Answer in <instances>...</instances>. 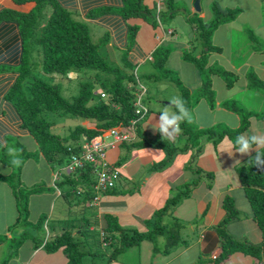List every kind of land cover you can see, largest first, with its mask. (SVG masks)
Returning <instances> with one entry per match:
<instances>
[{
	"label": "trees",
	"instance_id": "1",
	"mask_svg": "<svg viewBox=\"0 0 264 264\" xmlns=\"http://www.w3.org/2000/svg\"><path fill=\"white\" fill-rule=\"evenodd\" d=\"M13 1L19 6L30 3L35 4V6L28 13L6 9L0 14V26L3 25L1 24L3 22L6 24L4 31L8 37L3 46L6 47L10 59L14 58L11 61L14 67H0V72L15 73V82L7 94V99L12 103V106L22 120L20 127L35 139L43 161H46L52 167L54 174H60L57 179L55 177L53 179L57 190L68 188V193H70L76 188L78 197H84L92 204L99 202L103 195L109 193H99L96 191L97 178L92 167L77 170L71 174L65 172L64 169L70 164L73 155H80L82 153L85 149V144L90 143L95 138L112 129L129 126L132 121H136L135 130L137 137L132 141L124 143H132L130 147L140 144L158 146L165 150L167 161L172 159L178 152L195 150L196 152L193 154L189 165L191 169H193L195 159L204 151L201 145L202 138L207 137L213 140L216 146L226 140L232 142L234 146L236 137L241 134L246 135L251 128L252 120L250 114L252 116L255 115V117L259 116L258 120L264 121V112L261 115H256L244 105L243 107H239L236 104L237 102H224L222 104L224 108L240 116L241 125L235 130L222 129L220 126H213L208 129L200 128L197 126L195 119L190 118L189 120L182 121L180 126L187 139L186 145L183 148L177 147L168 140H154L145 137L141 140L142 143L141 141L135 142L139 135V124L150 113L143 108L142 103L143 94L147 90L142 85L137 72H125L122 68H130L133 64L140 65V63H135V59L131 57V54H125L124 58H122L123 67L114 66L102 55L101 50L104 43L95 44L92 41L90 28L82 20V18L84 20H96L95 17H98V14L92 12L89 15L91 18H84L77 11V4L74 0ZM164 4L166 11L163 12L158 7L154 10L149 9L145 6L144 0H122L121 10L117 13L125 20L141 18L153 26H158L164 21V19H161L162 14L167 13V20H174L179 13L177 7H175V0H163ZM48 6L53 7V13L45 22L43 11ZM236 17V11H231L230 9L224 11L219 6L214 5L211 22L205 21L198 15L189 18V24L197 30L198 39L203 42L202 45L205 48L198 54L199 56L191 52L184 54V59L195 64L200 74L207 69L213 75H219L220 77L224 73V83L228 89H233L241 76L231 70H221V68L210 65V58L213 53L222 52V49L213 46L211 39L214 31L220 26L234 21ZM14 27H17L18 33ZM130 31L129 45L126 49L129 52L131 49H134L138 28L135 26L131 27ZM123 40L124 37L120 34L119 42L123 43ZM28 42L34 43L35 49L28 47ZM256 46H259L258 42H256ZM257 50L258 48L254 51L264 53V49ZM170 53L171 51L168 48L160 45L153 53V59L149 60L156 70L162 71L163 75H165L158 77L156 74L155 78L157 80H161L162 77L171 76V72L167 67ZM72 73L77 77L79 93L73 97L66 98L63 95V91L66 87V81L73 79L71 78L73 76L70 77ZM253 74L252 76L248 75L246 88L258 92L264 98V82L255 73ZM45 75L49 76V80L44 77ZM232 75L234 78H230ZM146 76L152 79L154 74ZM176 81L179 85L180 81ZM210 87L211 89L207 90V92L213 93L214 90L211 83ZM191 93L190 90L181 88V97L189 114L194 109L195 103L199 102L202 98L206 100L211 108L215 107L216 99L214 94L206 96L204 91H200L195 93L196 95L192 99L193 95ZM103 95L105 96L103 97ZM139 110L142 113L141 115L137 114ZM56 116L78 117L84 123H87V125H79L66 136H61L53 131V119ZM189 124L195 126L194 134H190L186 128L187 126L191 127ZM9 146L10 143L8 142V145L5 148L3 147V149H7ZM255 147L256 145L253 146V148ZM257 152L264 156V146H260L255 153L249 155L244 163L237 167V172L245 192V197L252 208V218L261 229L263 241L261 244L255 245L248 240L238 239L228 232V224L238 219L234 200L228 196L224 200L226 217L217 227L222 242V252L215 262H219L220 260L221 263L225 262L233 253H243L256 258L262 263L264 262L262 260V255L264 254V165L256 164L255 157L257 156ZM31 156L32 153L28 158ZM108 161L110 162L109 159ZM122 161L123 159L117 165L120 166ZM5 164L11 171L8 174H1L0 180L6 182L16 195L20 186L14 182V177L16 176L13 168L14 165L9 159L5 161ZM112 165L119 168L115 164ZM201 172L199 168L194 170V173L198 176H201ZM208 176V185L211 186L213 174L209 173ZM201 182L203 181L200 178L190 180L184 184L178 196L168 199L166 205L158 210L156 214L157 217L154 221L155 232L161 231L163 233L165 230V228H161V230L157 229L159 228L157 226V219L175 209L181 201L191 195L193 189ZM36 190L37 188L29 189V192L25 195L36 194ZM96 198L99 200H96ZM17 201L18 218L16 223L10 228V232L18 226L16 225L17 223H21L24 214L27 221H29L31 216V208L28 206L23 209L25 210L23 212L20 209V205L22 204L19 202L21 201L20 198ZM25 204L24 207L29 204V201H26ZM44 214H41L40 220L35 224L37 230L47 228V218L43 216ZM105 219L107 227L101 235L99 234L98 239L103 241L106 248H111L112 250L103 259L104 262L106 259L108 263L114 262L120 255L134 247V245H140L144 239H153L151 234L144 235L122 228L118 220L113 216L106 215ZM72 225L74 224L72 223ZM89 237H91L89 229L83 231L81 227L74 225L71 227L65 226L63 233L53 238L40 241L35 237V241L37 242L36 247L42 245L47 253H56L62 250L68 259L67 264H85L88 254L94 255L97 253V241H92V239L88 241ZM3 241H6L5 238H0V244ZM89 242L92 247L89 250L88 248L84 250L83 247L86 244L88 245ZM179 243L178 236L173 239L170 237L169 244L171 247Z\"/></svg>",
	"mask_w": 264,
	"mask_h": 264
},
{
	"label": "crops",
	"instance_id": "2",
	"mask_svg": "<svg viewBox=\"0 0 264 264\" xmlns=\"http://www.w3.org/2000/svg\"><path fill=\"white\" fill-rule=\"evenodd\" d=\"M74 1L77 4V11L80 12L84 18H89V15L92 12H100L99 14L97 13L98 17H95L96 20L92 21L97 25H103L109 29L113 37L112 47L126 50L129 45V37L131 34L130 28L134 26L138 28L134 49H131L130 51L131 57L135 59V63L139 62L141 64L152 60L153 53L162 43L166 42L170 37H172V39L177 37L176 31L171 25L165 23V21L158 26H153L141 18L123 19V17L117 13L121 10L122 0ZM195 1L196 0H183L185 5L183 7L181 4H177V0H175L177 10L179 11L176 18L182 20L187 27L191 26L188 19L196 15L207 22L212 20L214 5H216V3L221 4L220 0H201V11H198L194 5ZM256 1L259 2L260 0H253V2ZM65 2L69 5L67 1ZM262 3L264 6V0ZM144 4L151 10H154L157 7L159 10H163V12L166 10L165 4L163 5V1L161 0H144ZM34 6L35 4L33 3L19 6L13 0H0V14L6 9L28 13L34 8ZM228 9L231 8L226 5V10ZM255 18L258 20L261 19L259 23H255L256 26L260 23H264V18L260 15H257ZM232 22H230V24ZM1 24L3 25L0 26V67H14L13 62H11L14 58L10 59L6 47L3 46L6 42L5 40L8 39L7 34L4 31L6 24H4V22ZM14 28L18 33L17 27ZM192 28L190 32L189 27L187 36H183L184 38L188 37L189 39L188 44L184 45L188 48L193 41H196L199 37L197 30ZM120 34L124 37V40L122 41L123 43L119 42ZM231 37L232 32L230 30V34L226 39L225 44L230 41L229 39H231ZM17 44L19 45V43ZM214 46L223 49L221 43L216 42V45ZM178 52L181 53L180 61H184L183 52L181 50ZM262 55L264 56V54ZM229 69L231 71L236 70L234 67ZM194 70L199 74L197 69ZM14 82V72H0V146L4 148L8 145L9 138L31 137L20 127L22 120L18 112L12 106V103L7 99V94L10 92ZM246 85L245 87H247ZM161 103L164 102L161 101ZM165 106L169 107L170 103ZM218 106L221 108L222 104L218 103ZM171 108L175 111L174 105H171ZM160 111L161 110L158 107L155 111L150 110V113L143 119V121H141L139 124V135L135 142H139L145 137L154 140H168L177 147L183 148L186 145L187 139L181 127L179 133H172L170 130V133L167 136H163L157 131L161 115V113H159ZM262 122V136H264V121ZM84 124L87 125V123ZM181 124L182 122L180 123V126ZM199 125H201L202 128L207 126L205 123H199ZM245 136H253V134L249 135L246 133ZM109 137L106 138V141L108 143H113ZM206 138L207 137H204L201 140V145L204 151L194 161L193 169L189 168V165L192 161L193 154L196 152L195 150L178 152L172 157V159L167 161L165 150L158 146L140 144L130 147L132 143H122L116 145L114 148H110L108 151V159L112 164L118 166L117 164L123 159L122 164L118 166L121 171V178L118 181L116 189L106 193L100 198L99 202L93 204L89 203L84 197H79L74 202H71L68 199L67 202L66 199L68 197L67 193L69 189L65 188V190H58V195L51 199L52 202L64 199L61 204L62 213L57 220L51 218L50 221L53 222L51 225L48 224L47 226L50 232L49 239L63 233L65 226L71 227L74 225L81 227L83 231L89 229L90 233L94 234L99 232L98 234L101 235L107 227L105 219L107 215L115 217L121 227L126 230L136 231L144 235L151 234L153 239L146 238L139 246L141 252L139 258L140 264H213L222 252V242L217 227L226 217L224 200L226 197L230 196L234 200L235 207L237 208V205H239V201L237 202V199L231 194V192L234 191V185H228L229 187H227V189L219 190L217 182L213 181L211 186L208 185L209 180L205 183H199V185L193 189L188 198L181 201L175 209L165 213L162 217L157 219V226L159 227L157 229L161 230V228H165L164 232L154 231V221L156 220L158 210L166 205L168 199L180 194L184 184L191 180L189 173H194V170L198 168L212 174H216L219 171H230L235 172L239 179L237 167L240 166L243 160H246L249 155L255 153L256 150L260 148L256 146L251 149L249 153L244 155V159L239 163H231L226 169H219L217 166L220 164V152L222 150L220 145H231V150L234 151L233 154L236 152L235 147L233 146V143L228 140L223 143L221 142L222 144L220 143L216 146L214 145L213 140ZM208 157L211 158V164L214 162V167L208 165ZM1 158L0 155V175L8 174L10 170L6 167V164ZM196 164L197 166L195 167ZM48 170L46 178H48L50 184L52 178L54 179L56 174H54V170L51 166H49ZM238 182L240 183V180ZM37 187L38 184L35 183L31 186V189ZM227 192L230 194H226ZM39 193L40 192H37L35 195H38ZM240 193V201L244 199L248 204L249 202L245 197L243 187ZM13 197L14 193L10 186L6 182L0 180V238H5L6 240L0 244V264H7V254L10 252L8 249L9 243L10 241H14V234L10 232V228L17 221L18 207L16 206V201H14ZM52 207L56 208L57 205L53 206L51 203L49 206L48 210L51 212V216H53L55 212V210L51 209ZM39 216L41 217L42 215ZM249 218L250 222L251 220L255 222L252 218V214ZM176 219L182 221L183 225L192 223L190 225V228L192 229L191 235H187L186 239H182L181 244L179 243L174 247L170 246V240L166 243L164 241L163 244H160L158 236L164 235L168 228H170L172 224L171 222ZM241 220L246 219H242L238 214V219L231 221L230 225L228 224V232L238 239H245L253 244H261L263 241L262 232L261 237H257L255 241H251L249 239L250 233L248 232L250 231L249 228L251 226L248 227L246 223L241 222ZM56 221L57 223H55ZM72 223L74 225H72ZM22 231H24V229H22ZM54 231L56 232L53 236ZM240 233H242V235H240ZM23 246L24 243L21 242L20 248L22 251L16 259H14V253H10L13 264H67L68 262V259L62 250H59L56 253H47L42 245L36 247V244H31L30 247H28L29 250L26 256L25 248H23ZM238 255H240L238 259H246L245 257H248L241 253ZM142 259L144 261H142ZM254 260L256 259L250 257L249 264L261 263ZM233 262L234 261H229L228 263ZM112 264L129 263L125 262L119 256L117 260L112 262Z\"/></svg>",
	"mask_w": 264,
	"mask_h": 264
},
{
	"label": "rangeland",
	"instance_id": "3",
	"mask_svg": "<svg viewBox=\"0 0 264 264\" xmlns=\"http://www.w3.org/2000/svg\"><path fill=\"white\" fill-rule=\"evenodd\" d=\"M263 0H260L259 2H253V0H220L221 4L216 3L220 8H222L224 11L227 7H230L231 11L237 12V17L231 24L228 25H222L220 26L216 31H214L212 34V44L213 46L217 43H221L223 46L221 54L218 52L213 53V55L210 58V65L213 67H218L223 69H229V68H235L236 70H232V72L238 74L240 77L239 82L236 84V86L233 89H228L227 86L224 83V73L223 76L219 75H213L212 72L207 69L203 73L197 74L194 69L198 68L195 64L189 62L188 60L180 61V54L178 51L183 52V57L185 53L191 52L194 55H198L201 53V51L205 48V46L202 45V41L200 39L194 40L191 44V48L189 46L186 47L184 45L188 44V37L184 38L183 36H187L189 27L191 32V26L187 27L185 23H183L182 20L179 18H175L174 20L170 21L168 19L167 13L162 14V19H164L165 23L171 25L173 29L176 31L177 37L172 39V37L168 38L166 42L161 44L162 46H165L168 48L170 53V62L168 63V69L171 72V76L162 77L161 80H157L155 78V75L159 77L160 75H163L162 71L156 70L155 67L152 64V62L147 61L145 63H141L140 65H134L130 68H125L122 70L125 72H137V76L140 78V81L143 86L146 87V90L143 94V108L150 112V110L155 111L157 107L162 110L166 106V104L170 103L171 100L174 97H181V88H186L190 90L193 95V98L195 97V93H198L200 91H204L206 96H209L211 94H214V97L216 99L215 107L212 109L209 107L208 103L204 98L200 99L199 102L195 103L194 109L190 112V117L195 119L196 124L198 127L202 128L199 123H205L207 126H204V128L208 129L213 126H220L222 129H237L241 125V119L238 114L235 112H231L228 109L224 108L223 106L219 108L218 103L223 104L224 102H237L236 104L239 107L246 106L249 110H252L253 114H259L264 112V98L262 95H260L258 92L253 91L251 89H247L245 87L248 79V75L252 76L253 73H255L259 79H261L264 82V56L260 53L259 50L264 49V23L258 24L257 26L255 23H259L261 21L256 19L255 17L257 15H260L262 18H264V6L262 3ZM176 3V2H175ZM177 4H181L183 7L185 6L183 3V0H177ZM177 5H175L176 7ZM53 7L48 6L43 11V17L46 20L51 16L53 13L52 11ZM166 11V10H165ZM227 11V10H226ZM96 13H100L97 12ZM91 18V16H89ZM89 28L90 33L92 37V41L95 44H102L103 48L101 50V53L104 57H106L111 65L114 66H121L123 67V61L122 58H124L125 54H130L128 50L125 49H119L117 47H112V40L113 37L111 35V32L109 29L103 25H97L92 20H84ZM211 22V21H210ZM43 25V24H42ZM193 29V28H192ZM230 30L232 32V37L229 39L226 44V39L228 38L230 34ZM172 39V40H171ZM176 39V40H175ZM256 42H258V47L256 46ZM28 47H32L35 49L34 43L28 42ZM258 48L257 52H254ZM254 52L253 54H251ZM251 54V55H250ZM230 70V69H229ZM1 71V68H0ZM199 72V71H198ZM154 74L152 79L147 78L146 75ZM42 75V74H40ZM73 76V77H71ZM165 76V75H163ZM254 76V74H253ZM45 78H49V76H44ZM70 77L73 78L71 81H66L64 88L63 95L66 98L73 97L79 93V83L77 81V77L74 73L70 74ZM170 77V78H168ZM230 78H234L232 75ZM257 78V79H258ZM49 80V79H48ZM152 80V81H151ZM180 81V84H177V81ZM210 83L212 84L213 93L207 92V90L211 89ZM182 98V97H181ZM164 102V103H161ZM150 109V110H149ZM251 120H253L252 127L248 130V134L255 135V136H262L263 131V120L258 121L257 119L259 116L255 117V115H251ZM189 120V119H186ZM54 129L53 131L61 136H66L69 134V132L73 129H75L77 126L84 124L83 120L78 117H54ZM199 122V123H198ZM190 125V124H189ZM191 126V125H190ZM194 127L195 126H187L190 134H194ZM264 137V136H262ZM111 138V139H110ZM110 140L113 141L112 137H109ZM207 139V138H206ZM224 141H222L223 143ZM10 146L7 149H3L2 146H0V155L2 161L5 163L8 159L13 161V159H19L20 163L13 164V168L15 171L16 176L14 177V182L20 186V188L17 190L16 195L14 194V201H16V206L18 207V198H20V209H24L26 207H31V216L29 218V221L25 220V214L22 216L21 223H17L18 225L16 228L12 229V234H14V241H10L9 243V253L7 254V264H13V261L11 260V254L14 253V259L18 257L21 254V242L24 243L23 248H25V255L27 256L28 250L31 244H37L35 241L36 239H39L40 241L44 239H49L50 232L48 228H45L44 230H37L35 228V224L37 223V220L39 219V215L45 214L43 216H46L47 222L46 226L51 225L53 221H50L51 218L53 220L59 219L61 216V204L63 203V200L53 201L51 198H54V196L58 195V190L55 187V184L52 182H48L47 172L49 171V164L46 161H43V157H41V154L39 153L38 145L33 137L28 138H9ZM107 144L108 143L106 141ZM221 143V144H222ZM206 144V142H205ZM212 144V143H211ZM222 147L221 149V158H220V164L217 166L219 169H226L228 166L231 165V163L240 162L244 159V155L239 152H235L233 154V150H231V145L225 144L224 146L220 145ZM9 148L15 149V154L9 153ZM227 149V150H224ZM109 151V150H108ZM32 156L28 158L29 155ZM196 160V159H195ZM245 160H243L242 164ZM13 163V162H12ZM23 163V166H22ZM207 163L210 165V167H214V162L211 164V158H207ZM194 164V163H193ZM197 164L195 165V167ZM21 169V170H20ZM11 171V170H10ZM201 176H198L196 173H189V176L191 177V180L194 178H200L204 183L208 182V174L207 172L201 170ZM213 181L217 182L219 185V190L227 189V187L234 185L233 192L231 194L237 199V202L239 205H237V213L240 215L242 219L241 222H245L246 225L249 227L250 231H248L249 239L251 241H255L257 237H261V229L256 225L255 222L250 220V215L252 214V208L251 205L247 204L244 199L240 201L241 196V190L242 187L240 183L238 182L239 179L237 178V175L235 172H223L219 171L216 174H213ZM190 181V180H189ZM37 183L38 187L36 192H40L38 195H35L34 193L28 195H25L29 192V189H31V186L33 184ZM229 185V186H228ZM13 191V190H12ZM80 191V190H79ZM77 189L75 188L72 192L67 193V202L68 199L71 202H74L76 199H78V195L76 194ZM14 193V192H13ZM47 193V194H46ZM227 192L226 194H228ZM230 194V193H229ZM48 195V196H46ZM20 196V197H19ZM17 197V200H16ZM25 198V199H24ZM29 201V204L24 207V204L26 201ZM56 200V199H55ZM24 202V204H23ZM245 202V203H244ZM55 206L56 208L52 207L51 209L55 210L54 215L51 216V212L48 210L49 206L51 205ZM26 205V204H25ZM23 207V208H22ZM33 207V208H32ZM25 210H23L24 212ZM19 212V210H18ZM18 215V214H17ZM29 223V224H28ZM57 223V221L55 222ZM170 228L165 232L164 235H159L158 241L160 244H163L170 240V237L172 239L176 236H178V240L180 241V244L182 243V239H186L187 235H191L192 229L190 228V225L192 223H189L188 225H183V222L180 220H174L171 222ZM230 225V223H229ZM247 228V227H246ZM24 229V231H22ZM55 232H53V236L55 235ZM232 235V234H231ZM242 235V233H240ZM90 236L88 241L92 239V241H97V253L94 255L88 254V257L85 259V264H112V262L108 263L107 259L104 262L103 259L107 256V254L111 253V248H106L103 241H101L99 238V234H93L90 233ZM233 236V235H232ZM162 237V238H161ZM235 237V236H234ZM239 237V236H238ZM257 243V242H255ZM256 245V244H255ZM13 246V247H12ZM140 245H134V247L130 248L127 252L120 255V257L129 264H140L139 258H140ZM92 246L90 245V242L88 245L86 244L83 249L85 250L88 248V250ZM95 248V247H93ZM96 250V248H95ZM239 253H233L230 258H228L225 262L221 263V260L219 262H213V264H249L250 263V257H245L246 259H238L240 255ZM243 254V253H241ZM220 255V254H219ZM245 255V254H243ZM247 256V255H245ZM21 258V257H20ZM253 258V257H252ZM256 259V258H254ZM257 260V259H256ZM254 260V261H256ZM262 260H264V254L262 255ZM142 261H144L142 259ZM229 261H234L233 263H228ZM258 263L260 262L257 260ZM200 263V262H199ZM253 263V262H252ZM261 264H264V262Z\"/></svg>",
	"mask_w": 264,
	"mask_h": 264
},
{
	"label": "built area",
	"instance_id": "4",
	"mask_svg": "<svg viewBox=\"0 0 264 264\" xmlns=\"http://www.w3.org/2000/svg\"><path fill=\"white\" fill-rule=\"evenodd\" d=\"M137 114L141 115L142 113L139 110ZM135 124L136 121H132L129 126L112 129L95 138L90 143L85 144V149L82 153L80 155H73L70 164L65 167L64 171L71 174L77 170L92 167L97 178V184L95 185L96 191L99 193L113 191L121 178V171L108 161V150L118 144L135 139L137 137ZM109 136L113 138V143L111 144L106 143V138ZM59 175L56 174L55 179Z\"/></svg>",
	"mask_w": 264,
	"mask_h": 264
},
{
	"label": "clouds",
	"instance_id": "5",
	"mask_svg": "<svg viewBox=\"0 0 264 264\" xmlns=\"http://www.w3.org/2000/svg\"><path fill=\"white\" fill-rule=\"evenodd\" d=\"M172 34V33H171ZM171 105L175 106L176 111H173ZM159 113L160 119L158 122L157 131H159L163 136H167L170 133H179L180 123L186 119H190V114L186 107L184 106V101L181 97H174L169 107H165ZM257 147L264 146V137L262 136H245L243 134L238 135L235 140V151L241 154H247L253 146ZM10 154H15V149L9 148ZM257 165H264V156H262L259 152H257V156L255 157ZM13 164H19V159H13Z\"/></svg>",
	"mask_w": 264,
	"mask_h": 264
},
{
	"label": "water",
	"instance_id": "6",
	"mask_svg": "<svg viewBox=\"0 0 264 264\" xmlns=\"http://www.w3.org/2000/svg\"><path fill=\"white\" fill-rule=\"evenodd\" d=\"M200 3H201V0H196L195 1V8L198 10V11H201V5H200Z\"/></svg>",
	"mask_w": 264,
	"mask_h": 264
}]
</instances>
